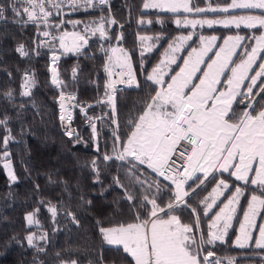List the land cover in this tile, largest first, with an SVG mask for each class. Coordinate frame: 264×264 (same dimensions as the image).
Here are the masks:
<instances>
[{"label": "snow or ice", "instance_id": "1", "mask_svg": "<svg viewBox=\"0 0 264 264\" xmlns=\"http://www.w3.org/2000/svg\"><path fill=\"white\" fill-rule=\"evenodd\" d=\"M65 4L72 11L99 8L101 15L98 20L88 23L65 21ZM107 4L108 0H8V4L0 3V19H4V13L10 8L16 17L21 18L18 22L37 26V35L43 38L38 46L55 50L54 42L58 41L59 49L63 50L62 54H79L88 45L90 36L98 34L102 40L112 39L106 25H115L118 22L111 17L110 10L108 16L103 14ZM142 6L144 9H158L174 14L177 27L190 26L195 29L197 26L212 27L220 24L236 28L242 25L248 29L264 28V0H225L223 5H214L212 0H208L205 7L199 6L195 0H143ZM238 9L261 10V13L231 14ZM206 13L228 15L220 19H209L206 16L189 18L190 15L201 16ZM54 16L61 17L59 23L52 22ZM65 23H71L74 28L83 24V29L71 32L62 30ZM138 23L151 24L153 21L140 19ZM53 29L59 34H55ZM122 39V36H117V46L114 47L104 48L101 45L106 56L104 71L108 77H119L118 80L109 79L105 86L107 103L111 105L113 117L116 84L139 87L131 55L119 46ZM139 39L142 42L140 54L143 57L145 52H151L154 47V44L146 42L159 41L163 36H140ZM217 39V36L200 35V46L191 48L188 57L183 60V67L171 76L170 82H166L165 67L176 63V53L180 52L188 41L193 40V35H180L169 43L163 59L146 75V81L159 87L153 88L154 95L150 93L148 99L143 102L142 112L129 119L131 130L127 139L122 140L114 131L112 154L105 152L103 155L105 161H127L132 168L146 165L164 181L170 182L162 185L159 181H154L149 188L155 187V193L151 197L144 194L139 200L126 190V198L133 202L131 207L135 209L133 222L99 227L103 240L108 245L122 246L123 252L132 258L134 264H222L220 259L215 258L212 248L217 242H226L237 206L248 185L255 188L251 190L246 210H243V221L239 224V235L236 236L235 244L243 248L253 242L256 248L264 249V224H256V217L264 209V62L258 64V70L254 69L258 59L264 60V56H261L264 52V33L251 37L255 43L250 46V50L242 43L247 37L227 36L222 45L215 43ZM214 48L218 49L213 53L215 58L208 57L211 62L206 64L203 75L196 77L195 74L202 71L199 66L205 63L204 58ZM241 48L243 57L239 63H235L232 58L238 55L236 50ZM17 52L28 55L24 45H20ZM58 60L59 56L53 54L51 83L63 88L66 85L59 78L56 63ZM117 68L120 71L116 72ZM226 72H230V75L226 76L222 84L221 77L225 76ZM72 76L75 78L76 68H73ZM194 78L199 82L194 83ZM33 83L25 73L21 93L23 96L30 95ZM109 91L113 94H108ZM5 95L11 99L13 93L9 91ZM75 99L74 95H65L61 91V122L71 124L73 116L64 101ZM81 111L85 113L92 129L93 140H96L97 129L93 122L96 118L87 116L83 106ZM8 119L7 116L0 119V126H4L7 132L3 137L0 160L3 161V168L7 170L9 180L15 182L17 177L7 147L14 139L11 129L7 128ZM111 123L119 128L116 119L113 118ZM65 131L70 138L76 136L75 143L81 142L79 135L69 127H66ZM95 150L100 151L98 142ZM92 165L96 170L95 159ZM217 172L220 173L218 180L215 176ZM224 173L228 176L224 177ZM210 176L216 181L215 186L208 195L193 205L191 198L197 195L198 189H204ZM230 178L243 182V185L230 182ZM114 182L123 187L118 177L114 178ZM137 182H140L138 178ZM257 190L259 194H256ZM226 192L230 194L225 196ZM163 194H170L166 204L162 199ZM221 197L224 199L221 200ZM39 203L44 204V201ZM87 203L90 204L91 201ZM217 207L219 211L209 216ZM181 208L190 209V222H182L181 217L175 214L176 210ZM141 209L146 210L144 217L140 215ZM39 211L37 207L26 214L27 225L39 224L36 218ZM47 211L53 219L57 216V208L51 202H48ZM67 214L78 223L71 211ZM202 216L210 220L206 233L201 227ZM254 231H258V236L253 235ZM46 238V234L39 237L41 240ZM11 239L17 240V237L13 236ZM25 239L29 246L36 247L35 233L27 234ZM38 251L43 252L44 249L39 248ZM72 264L76 262L73 261ZM228 264H233V261L229 259Z\"/></svg>", "mask_w": 264, "mask_h": 264}, {"label": "trees", "instance_id": "2", "mask_svg": "<svg viewBox=\"0 0 264 264\" xmlns=\"http://www.w3.org/2000/svg\"><path fill=\"white\" fill-rule=\"evenodd\" d=\"M195 2L204 7L208 0ZM212 2L214 5H223L225 0ZM0 3L8 4L7 0H0ZM109 4V7L104 6L103 14L108 16L110 10L111 17L118 22L115 25H106L112 39L102 40L98 34L91 36L88 45L79 54H62L58 41L54 42L55 50L47 46H38L43 38L37 35V26L18 22L21 18L16 17L10 8L4 13V19H0V119L5 116L9 118L7 128L11 129V136L14 139L7 147L17 177L15 182L10 181L0 160V264H59L63 261H75L78 264H134L132 258L123 252L122 246L108 245L103 241L99 227L133 222L135 209L131 207L133 202L126 198V190L139 200L144 194L151 197L155 193V187L149 188V185L154 184L153 181H159L162 185L170 182L164 181L144 165L137 168L145 175L124 161L115 159L105 161L104 153L112 154L113 132L116 131L122 140L127 139L131 130L129 119L142 112L143 102L148 99L150 93L154 95L152 89L158 87L146 81V75L158 65L162 52L175 37L193 34V40L182 50L179 61L172 66L165 81L180 65L183 55L198 43L200 35H215L222 39L227 34H240L248 38L245 41H250L252 36H256L262 30L259 27L248 29L244 26L240 28L200 26L195 29L190 26L177 27L174 23V14L157 9H143V0H110ZM232 13L260 14L261 10L238 9ZM100 15L101 11L97 8L74 11L67 17L77 21H93L98 20ZM140 19L151 20L153 23L140 24L138 23ZM40 30H43V26ZM53 32L58 35L55 29ZM117 33L123 37L119 41V46L131 55L139 87L126 88L114 93L115 117H113L111 105L107 103L105 94V54L101 45L104 48L111 47L115 43ZM161 35L163 39L159 41L146 42L156 43V46L141 57L142 42L139 37ZM20 45H24L25 51L28 52L27 56L17 52ZM53 52L62 55L59 67L78 68L80 101L91 105L87 109L88 116L96 118L93 120L97 129L96 140L92 138V129L87 119L75 123V133L81 138L80 143H75L76 136L70 138L66 135L59 123L55 97L41 89L36 80V62L45 66ZM261 56H264V52ZM262 62L264 60L259 59L254 69L258 70L257 66ZM25 73L34 81L29 96L21 94ZM62 77L69 80L70 75L63 74ZM9 91L13 93L11 99L5 95ZM113 118L119 125L118 129L111 123ZM6 134L5 127L0 126V152L3 150L2 142ZM97 142L99 152L95 150ZM94 159L96 170L92 165ZM223 175L228 176L227 173ZM215 176L218 180L220 173H215ZM115 177L119 178L123 187L114 182ZM137 178L140 182H137ZM215 182L210 176L204 189H198L197 195L193 196L190 202L196 205L200 199L208 195ZM230 182L243 185V182L235 181L234 178H230ZM254 188L255 186H246L226 242H217L212 248L217 259L234 258L233 263L238 264L264 263V249L256 248L253 242L243 248L233 245L243 210L247 207L251 190ZM229 194L226 192L225 196ZM256 194H259L258 190ZM162 199L166 204L170 194H163ZM223 199L224 197H221V200ZM41 200L44 204L39 203ZM48 202L57 208V216L54 219L47 211ZM37 207L40 209L36 217L39 224L29 226L25 216ZM218 209L214 208L209 216ZM68 211L74 214L78 223L72 220L67 214ZM145 211L140 210L141 217H144ZM175 214L181 217L182 222H190L192 219L190 209H177ZM263 217L264 209L260 211L257 225L262 223ZM209 221L208 217H201V227L205 233ZM34 231L46 234L47 238L37 240L36 247H31L25 237ZM255 233L256 231L254 236ZM13 236L17 237V240H12ZM39 248H43L44 251H38ZM222 263L228 264V261Z\"/></svg>", "mask_w": 264, "mask_h": 264}, {"label": "built area", "instance_id": "3", "mask_svg": "<svg viewBox=\"0 0 264 264\" xmlns=\"http://www.w3.org/2000/svg\"><path fill=\"white\" fill-rule=\"evenodd\" d=\"M109 1L110 0H108V4L105 7H109V5H110L109 4ZM7 2H8V0H7ZM63 11H64L63 19L65 21H68L69 19H67V17H66L67 14H70V13H72L74 11H72L71 8L67 4H65ZM24 19H26V17H24ZM60 19H61V17L54 16L52 18V22L59 23L60 22ZM88 22L89 21H84V23H88ZM82 29H83V24H80V25H78V26H76L74 28L71 23H65L63 25V28H62V30H67L69 32H71V31H82ZM117 36H119V34H117ZM116 42H117V40L115 39V43L113 44L112 47L116 46ZM105 63H106V56H105ZM115 71L118 72V71H120V69L117 68V69H115ZM105 74H106L107 82H108L109 79H112V80H118L119 79L118 76L113 75L112 77H108V75H107L106 72H105ZM125 79H126V77H125ZM130 87H137V86L136 85L129 86L127 84L117 83L116 84V91L122 90V89H126V88H130ZM61 91H63L65 93V95L72 94V95H74L76 97L75 100L64 101V103H65L68 111H71L72 116H73V119H72L70 125H68L67 122H61V120L59 119L61 128L66 133V131H65V128L66 127H69L70 130L74 131V128H75L74 127V123L76 121H78V120H82V119H85L86 118L85 117V113L81 111V106H83L86 109V112H87V115H88V111H87L88 104L81 103L79 89H77L75 87H71V88L66 89V90H60L58 92V94H57V97H56V105H57V110H58V118L60 117V114H61L60 113V103H61V101L59 100V96H60ZM108 94L112 95L113 93H111L109 91ZM106 99H107V97H106Z\"/></svg>", "mask_w": 264, "mask_h": 264}, {"label": "crops", "instance_id": "4", "mask_svg": "<svg viewBox=\"0 0 264 264\" xmlns=\"http://www.w3.org/2000/svg\"><path fill=\"white\" fill-rule=\"evenodd\" d=\"M205 7V6H204ZM233 15H243V14H253V13H232ZM225 15H228V14H224V15H201V16H196V15H191L189 18H203L204 16H206L207 18H213V19H218V18H220V17H223V16H225ZM257 15H259V14H257ZM205 26H207V25H205ZM243 26V25H242ZM197 27H200V26H197ZM261 33H264V28H262V30H261V32L260 33H258L256 36H259ZM235 35H238V34H227L225 37H223L222 39H217V41L215 42L217 45H222L223 44V39L224 38H226L227 36H235ZM208 36H215V35H208ZM205 37H207V36H205ZM190 42V41H189ZM188 42V43H189ZM187 43V44H188ZM243 43V45H244V47H248L249 48V50H250V46H252V45H254V43H255V41L254 40H250V41H243L242 42ZM186 44V45H187ZM200 46V41H199V39H198V43H196L193 47H196V48H198ZM193 47H191V48H193ZM218 49L217 48H214L213 49V51L212 52H209L208 54H207V56L204 58L205 59V63L204 64H201L199 67H200V69L202 70V71H198L195 75H196V77H200V76H202L203 75V70H206V64L207 63H210L211 61L210 60H208V57H212L213 59L215 58L214 57V55H213V53L215 52V51H217ZM191 51V49L187 52V54H184L183 55V59L182 60H184V59H186L187 57H188V54H189V52ZM237 51V53H238V55H236V56H234L232 59H233V61L235 62V63H239V61H240V59L243 57V49L241 48V49H237L236 50ZM263 54V52L261 53V55ZM238 57V58H237ZM237 58V59H236ZM236 59V60H235ZM259 60V59H258ZM258 60H257V62H258ZM256 62V63H257ZM231 66H234V65H230V67ZM255 66V65H254ZM180 67H183V61H182V63L177 67V69L173 72L174 74H176L177 72H179V70H180ZM227 75H230V72L228 73V72H226L225 73V76H222L221 77V81H222V84H223V82H224V78H226V76ZM172 76V75H171ZM171 76L167 79V81L166 82H169L170 81V78H171ZM166 77V76H165ZM165 77H164V79H165ZM194 83H198L199 81L198 80H196L195 78H194V81H193ZM197 174H201V173H197ZM210 222V221H209Z\"/></svg>", "mask_w": 264, "mask_h": 264}, {"label": "water", "instance_id": "5", "mask_svg": "<svg viewBox=\"0 0 264 264\" xmlns=\"http://www.w3.org/2000/svg\"><path fill=\"white\" fill-rule=\"evenodd\" d=\"M51 67H52V65L44 67L42 65H39L36 62V64H35V75H36V80H37L40 88L43 89L48 94L53 95L56 98L58 89H62V90L68 89L71 86V83L69 81H63L64 84L66 85V87H63V88L58 87L56 85H53L51 83V77H52ZM64 73H69V70L58 68L59 78H60V75L64 74ZM73 86L79 88V83H78L77 78H75L73 80Z\"/></svg>", "mask_w": 264, "mask_h": 264}, {"label": "rangeland", "instance_id": "6", "mask_svg": "<svg viewBox=\"0 0 264 264\" xmlns=\"http://www.w3.org/2000/svg\"><path fill=\"white\" fill-rule=\"evenodd\" d=\"M144 9V8H143ZM158 10V9H157ZM220 18H223V17H220ZM220 18H218V19H220ZM210 19H213V18H210ZM213 26H223V25H220V24H217V25H213ZM185 35H187V34H185ZM193 35V34H192ZM238 35H240V34H238ZM178 36H180V35H178ZM242 36V35H241ZM173 41V40H172ZM172 41L171 42H169V43H172ZM189 42V41H188ZM187 42V43H188ZM152 44H154V47L156 46V43H152ZM169 45V44H168ZM185 46H186V44L184 45V47L182 48V50L185 48ZM153 47V48H154ZM168 48V46L164 49V51L162 52V54H161V59H163V54H164V52H165V50ZM182 50L180 51V52H178V53H176V56H177V60H176V62H178L179 61V58H180V55H181V53H182ZM53 54H55V55H58V53L57 52H54V53H52V55H51V57L53 56ZM161 59H160V61H161ZM183 59V58H182ZM160 61H159V63H160ZM182 61L183 60H181V63H182ZM52 63V58H48V61H47V64L44 66V67H47L49 64H51ZM57 63V65H58V63H59V61H57L56 62ZM159 63H157V64H159ZM180 63V64H181ZM174 64H172V65H170V66H168V67H165V72L167 73V75L169 74V71H170V69L172 68V66H173ZM70 71V70H69ZM71 71H72V69H71ZM152 71V70H151ZM151 73V72H150ZM173 75H175L174 73L172 74V76ZM63 76V75H62ZM166 76V75H165ZM31 79H33L32 77H30ZM63 78V77H62ZM64 79V78H63ZM64 80H66V79H64ZM69 80H72V78H69ZM170 82V81H169ZM159 87V86H158ZM86 119V118H85ZM75 127V126H74ZM76 131V127L74 128V132ZM130 159V158H129ZM3 162V161H2ZM124 162H126L127 163V161H124ZM11 163H12V161H11ZM177 163H179V161H177ZM3 164V163H2ZM128 164V163H127ZM131 166V165H130ZM144 166H146V165H144ZM12 167H13V165H12ZM132 167V166H131ZM139 173H141V174H143V175H145L141 170H139L138 168H135ZM6 170V169H5ZM151 170V169H150ZM6 172H7V170H6ZM154 182V181H153ZM211 192V191H210ZM222 206V205H221ZM239 206V205H238ZM238 206H237V209H238ZM247 208V207H246ZM246 208H245V210H246ZM217 211H219V209L217 210ZM259 216V215H258ZM258 216L256 217V222H257V219H258ZM243 221V215H242V220H241V222ZM233 222V221H232ZM27 223V222H26ZM210 223V222H209ZM261 224H264V217H263V221H262V223ZM260 224V225H261ZM237 235H239V226H238V228H237ZM32 233H35V235H36V237H37V240H39V237L40 236H42V234L41 233H39V232H36V231H34V232H32ZM236 235V236H237ZM253 235H254V232H253ZM236 236H235V238L233 239V245H235V246H237L236 244H235V239H236ZM255 236H258V231H256V233H255ZM101 237H102V235H101ZM102 239H103V237H102ZM36 240V241H37ZM35 241V242H36ZM104 241V240H103ZM105 242V241H104ZM106 243V242H105ZM251 243V242H250ZM249 243V244H250ZM248 244V245H249ZM248 245H246V246H248ZM255 245V244H254ZM215 258H217V256H215ZM229 259H224V260H221V262H226V261H228ZM234 260V258L232 259V261ZM72 262L73 261H63V262H61V263H59V264H72ZM76 264H78V263H76ZM83 264H87V263H83ZM223 264V263H222ZM233 264H238V263H233ZM246 264H253V263H246ZM261 264H264V263H261Z\"/></svg>", "mask_w": 264, "mask_h": 264}]
</instances>
